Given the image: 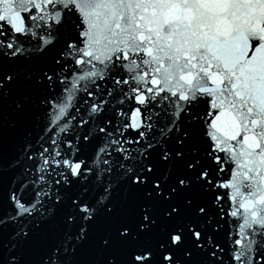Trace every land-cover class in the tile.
Returning a JSON list of instances; mask_svg holds the SVG:
<instances>
[{
    "label": "water",
    "instance_id": "1",
    "mask_svg": "<svg viewBox=\"0 0 264 264\" xmlns=\"http://www.w3.org/2000/svg\"><path fill=\"white\" fill-rule=\"evenodd\" d=\"M0 264H264V0H0Z\"/></svg>",
    "mask_w": 264,
    "mask_h": 264
}]
</instances>
